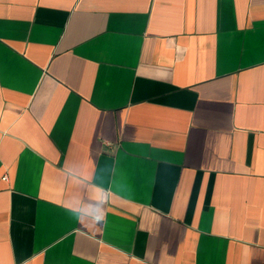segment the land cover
Returning a JSON list of instances; mask_svg holds the SVG:
<instances>
[{
	"label": "crops",
	"instance_id": "crops-1",
	"mask_svg": "<svg viewBox=\"0 0 264 264\" xmlns=\"http://www.w3.org/2000/svg\"><path fill=\"white\" fill-rule=\"evenodd\" d=\"M0 264H264V0H0Z\"/></svg>",
	"mask_w": 264,
	"mask_h": 264
},
{
	"label": "clouds",
	"instance_id": "clouds-1",
	"mask_svg": "<svg viewBox=\"0 0 264 264\" xmlns=\"http://www.w3.org/2000/svg\"><path fill=\"white\" fill-rule=\"evenodd\" d=\"M107 203L106 199L101 201L97 198L89 203L86 208H72L69 211L78 213V220H81L79 217H84L85 220L83 222L91 225L103 219V213Z\"/></svg>",
	"mask_w": 264,
	"mask_h": 264
}]
</instances>
